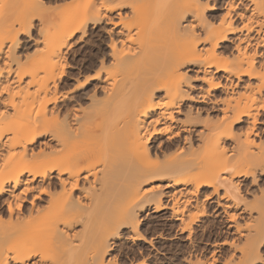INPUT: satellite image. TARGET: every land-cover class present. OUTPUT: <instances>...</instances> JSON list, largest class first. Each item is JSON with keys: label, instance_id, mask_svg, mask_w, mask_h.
Listing matches in <instances>:
<instances>
[{"label": "bare ground", "instance_id": "obj_1", "mask_svg": "<svg viewBox=\"0 0 264 264\" xmlns=\"http://www.w3.org/2000/svg\"><path fill=\"white\" fill-rule=\"evenodd\" d=\"M87 38L98 67L62 92ZM261 112L264 0H0V264H116L140 211L169 210L190 238L208 204L241 239L213 242L233 247L220 264L254 262L264 201L239 177L264 173Z\"/></svg>", "mask_w": 264, "mask_h": 264}, {"label": "rangeland", "instance_id": "obj_2", "mask_svg": "<svg viewBox=\"0 0 264 264\" xmlns=\"http://www.w3.org/2000/svg\"><path fill=\"white\" fill-rule=\"evenodd\" d=\"M204 1L205 0H202V2H204ZM213 1H215L216 3L217 2L221 3V0H213ZM31 39L32 38L28 39L26 37V39H25V37H22L21 41H22V44L24 45L23 49L28 48L29 51L32 49L31 44H30V43H32ZM88 40L90 41V38ZM84 43H81L83 46L79 51H76V47H78V46H76V47L73 46L71 48V50L68 51V53L66 54L65 58H66V61L68 62V66L66 69L69 71L73 69V73H75V74L74 75L72 74L71 75L72 77L69 76L68 83L66 84L65 87L60 88V89H62L61 90L62 92H64L65 89L68 90L65 92H69L70 89L71 90L73 89L72 88L73 85L76 86L75 85L76 83L77 84L81 83L82 82L81 80L88 78L87 77L88 75H89V77L90 76L92 77L95 73L94 68L98 67L96 65L93 66L91 61L89 62V60H88V59H90V58H88L90 56V55L88 56V53H89V50L92 46L91 41L90 42L87 41ZM73 51H76V52L74 53ZM220 57L226 58L224 53L220 54ZM106 67L107 68H105V69H110L108 66H106ZM194 72H196V70H194L193 72L189 71V74L191 77L190 78L191 84L193 85V87L195 89H197L198 85L201 84V82L197 79H193L195 74H197V72L196 73H194ZM95 81L96 80H91V84L86 86V90L90 89L91 85ZM239 88H240V86H239ZM236 90L237 89H235V91ZM80 91L81 90H78L77 92L79 93ZM215 94H211V96H214V95L216 97L220 96L221 99L223 97L224 98L226 97V94L220 90H218V92H216ZM229 94L230 93H228V95ZM87 104H88V101L83 100V105H87ZM263 113L264 112H261L260 117L264 121V114ZM104 116L106 119L107 114H105V113H104V115L99 116V118L101 117L102 121L99 118H97L98 120L93 119V121L95 120L94 123L96 122V120L98 123H100V122L102 123L103 121H105ZM176 116L181 117V114H177ZM243 125L244 124L242 121H241V123L240 122L237 123L238 127L239 126L241 127ZM256 126H258L257 129H260L261 126L264 129L263 123L260 125L257 124ZM261 134H260V136H262V138L264 139V131ZM253 136L254 135H252L251 137H253ZM258 141H260V140L257 139V136H254L253 137V143H252L253 146L251 147L253 151H256L255 149H258V147H257L258 143L259 144L261 143ZM101 144H102V142H101ZM261 145H264V144H261ZM98 148H100V150H101V146L100 147L98 146ZM96 151L98 152L99 149H97ZM251 158H253V157H251ZM248 160H249V157H248ZM248 162H250V163H248ZM248 162L246 160L247 164H251L253 161L251 160ZM242 163H243L242 165H245L244 159H243ZM259 170L260 169H258V170L256 169V171L254 173V178L252 177L253 179H251V176L246 177V179H244L245 177H239L240 178L239 188H240V192L243 195V197L246 198L248 201H251L253 199V200H256V203H257L258 202L257 198H260L259 204H262L261 202L264 201V198H263L264 197V188H263L264 187V173H259ZM260 189L261 190L263 189V190L261 191ZM204 191H207L206 188H203L201 190V192H202L201 195H203ZM259 192H262V194L261 193L259 194ZM254 195H255V199H254ZM259 195H261V196H259ZM256 196H258V197H256ZM261 197L263 199L262 201H261ZM164 200H165V197L163 198V201ZM212 208L215 209V207H213V206L211 207L208 204L207 205L208 211H207L206 215L203 216L202 218L200 217L199 220H196V222L192 224L193 234L189 238V237H186L187 236L186 232H184V233L179 232V227H178L179 223L177 220H175L174 218L171 217L169 210L165 209L162 211L160 210L157 212H153L151 210L152 207H148V209L142 210V212L141 211L139 212L140 216H141L139 227H140L141 234L143 235L142 238H140L139 240H132L131 241L130 238L129 239L124 238L127 235L125 232L126 229H121L120 231H118V234L119 235L121 234V235L114 239V243H113L114 246L112 245V248L109 251V253H110L109 257L112 255L116 261V264L117 263H119V264H145V263H143L144 261L146 262V264H171V263L172 264H190V263L192 264L194 261H196V263L198 261L199 262L201 261L202 264H210V262L212 264H220V261H222L223 258L226 257V255H228L232 252L233 247L229 244H222L219 246H215L213 244V242L218 241V240H220L226 236L227 237L233 236L234 237V244H235V242H236V244L240 243L239 241L241 239L238 235H235V233H233L232 230H229L228 233H226V230H227L226 225L229 222L226 219L227 218L226 215H224L223 213H222L223 215L222 214H216L215 215V211H212V210H214ZM145 211H146V213H145ZM244 213L245 214L240 213L238 215L240 217L236 218V222L242 223L246 219V216H247L246 213H248V212H244ZM229 223H231V222H229ZM208 230L210 231V233ZM219 230H221V232ZM230 231L232 233H230ZM229 234H232V235L229 236ZM237 236L240 239L239 241H238ZM235 239H236V241H235ZM260 241H261L260 242L261 244H259V254H258V255H260V256H258L259 259H257L258 257L255 258V260L253 259L254 262L251 261L252 263H250V264H264V237ZM165 246H166V248H165ZM141 256H143V257L141 258ZM144 256H145V258H144ZM212 256L217 260L214 263L212 262V259H213ZM210 258H212V259H210ZM196 263H194V264H196Z\"/></svg>", "mask_w": 264, "mask_h": 264}, {"label": "snow or ice", "instance_id": "obj_3", "mask_svg": "<svg viewBox=\"0 0 264 264\" xmlns=\"http://www.w3.org/2000/svg\"><path fill=\"white\" fill-rule=\"evenodd\" d=\"M233 219H234V217H233Z\"/></svg>", "mask_w": 264, "mask_h": 264}]
</instances>
